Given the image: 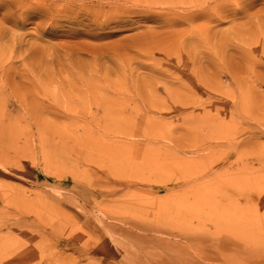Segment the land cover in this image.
I'll list each match as a JSON object with an SVG mask.
<instances>
[{
	"label": "rangeland",
	"instance_id": "374dc122",
	"mask_svg": "<svg viewBox=\"0 0 264 264\" xmlns=\"http://www.w3.org/2000/svg\"><path fill=\"white\" fill-rule=\"evenodd\" d=\"M0 264H264V0H0Z\"/></svg>",
	"mask_w": 264,
	"mask_h": 264
},
{
	"label": "snow or ice",
	"instance_id": "6c2138e0",
	"mask_svg": "<svg viewBox=\"0 0 264 264\" xmlns=\"http://www.w3.org/2000/svg\"><path fill=\"white\" fill-rule=\"evenodd\" d=\"M130 23L135 24V23H137V21L135 19H132V20H130Z\"/></svg>",
	"mask_w": 264,
	"mask_h": 264
}]
</instances>
